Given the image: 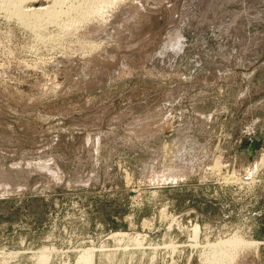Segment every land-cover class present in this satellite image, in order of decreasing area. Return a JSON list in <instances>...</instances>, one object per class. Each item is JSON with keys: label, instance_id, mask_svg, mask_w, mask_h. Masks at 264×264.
I'll list each match as a JSON object with an SVG mask.
<instances>
[{"label": "rangeland", "instance_id": "1", "mask_svg": "<svg viewBox=\"0 0 264 264\" xmlns=\"http://www.w3.org/2000/svg\"><path fill=\"white\" fill-rule=\"evenodd\" d=\"M28 1L0 0V264H264V0Z\"/></svg>", "mask_w": 264, "mask_h": 264}, {"label": "bare ground", "instance_id": "2", "mask_svg": "<svg viewBox=\"0 0 264 264\" xmlns=\"http://www.w3.org/2000/svg\"><path fill=\"white\" fill-rule=\"evenodd\" d=\"M26 1H28V0H26ZM26 1H24L23 0V2H26ZM36 1V0H35ZM37 1H39V0H37ZM21 2V1H20ZM29 2V1H28ZM27 2V3H28ZM35 2L34 1H32V3H30V4H34ZM29 4V5H30ZM40 5H38V7H36L37 6V4H36V6H35V8H33V10H35V14L34 13H32V11L31 12H29V11H27V5H26V10L25 9H23L22 7H20V6H17V8L15 9V11L14 12H12V13H15L16 14V17L17 18H21V19H28L29 17H32V15L31 14H33L34 15V17L35 18H37L38 17V19H39V17L41 16L42 17V14H40V13H37L36 12V10H43V9H45V7H46V5H44L45 7H43L42 6V2H40L39 3ZM45 4V3H44ZM33 6V5H32ZM47 6H49V5H47ZM51 7V6H50ZM48 8V7H47ZM30 9V8H29ZM32 9V8H31ZM49 9V8H48ZM45 11V10H44ZM44 11H41V13H46L47 15H48V13L47 12H50V14L48 15V18L50 17V19L51 18H53V19H55L56 17H58L57 15V12H53V11H50V10H46V12H44ZM45 15V14H44ZM19 16V17H18ZM40 17V18H41ZM37 19V20H38ZM42 19V18H41ZM40 19V20H41ZM30 20V19H29ZM37 20H35V21H37ZM21 22H22V20H20ZM33 21V20H32ZM52 21V20H51ZM29 22V21H28ZM47 22H48V20H47ZM50 22V21H49ZM72 22V21H71ZM74 22V21H73ZM76 22V21H75ZM23 23V22H22ZM26 23V22H25ZM71 24H73V23H71ZM37 24H35L34 25V27L36 26ZM41 25V24H40ZM69 28V27H68ZM217 163L215 164V166H217L219 169L220 168H222L221 167V164H220V162L219 161H216ZM219 162V163H218ZM264 164V163H263ZM214 166V167H215ZM212 167H213V165H212ZM217 167H215V168H217ZM216 171V170H215ZM217 172H218V170H217ZM224 176V175H223ZM228 176V175H227ZM225 177H226V175H225ZM235 177V176H234ZM226 178H228V177H226ZM230 178L232 179V176H230ZM229 178V179H230ZM226 181V180H225ZM228 181H230V180H228ZM227 181V182H228ZM231 182V181H230ZM229 183V182H228ZM235 183V182H234ZM163 213V212H162ZM164 214V213H163ZM145 225V224H144ZM226 241V240H225ZM230 241H232V240H230ZM231 245H234V244H231ZM231 249H233V248H229V246H225L224 244H213V245H210V246H208V248H207V250H206V253H205V255H207L208 257H206L208 260H209V262L210 263H216V262H221V261H223L224 259L225 260H227V261H235V253L233 254V253H231L230 254V250ZM47 250V249H46ZM50 252H51V250L50 249H48ZM47 250V251H48ZM11 252H12V250H10ZM10 251H8V252H10ZM16 252L15 253H17V250H15ZM43 251H45V250H43ZM1 252V251H0ZM10 252V253H11ZM14 253V252H13ZM82 255H81V260H82V262L84 263V264H92L93 263V252L92 251H90L89 249H85V250H83V252L81 253ZM48 259H49V257H48V253L45 251L44 252V254L42 255V257H41V261H42V264H46L47 263V261H48ZM82 262L80 263V264H82ZM208 262V264H210Z\"/></svg>", "mask_w": 264, "mask_h": 264}, {"label": "water", "instance_id": "3", "mask_svg": "<svg viewBox=\"0 0 264 264\" xmlns=\"http://www.w3.org/2000/svg\"><path fill=\"white\" fill-rule=\"evenodd\" d=\"M253 147V148H252ZM251 148H250V156H253V153H254V149H255V147L254 146H252Z\"/></svg>", "mask_w": 264, "mask_h": 264}]
</instances>
